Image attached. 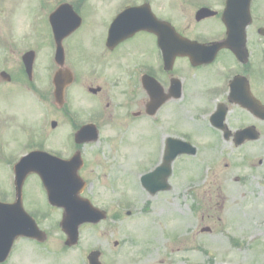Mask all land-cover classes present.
<instances>
[{"label": "rangeland", "instance_id": "1", "mask_svg": "<svg viewBox=\"0 0 264 264\" xmlns=\"http://www.w3.org/2000/svg\"><path fill=\"white\" fill-rule=\"evenodd\" d=\"M60 2L0 0V65L6 64L15 74L22 53L34 43L38 47L32 81L23 74L19 76L20 86L16 82L0 85V194L7 192L2 189L6 190L11 180L10 159L17 161L37 146L61 157L69 155L71 127L93 117L92 112L90 116L86 112V105H96V116L102 112L80 87L79 75L86 69L80 63L75 68L78 83L66 94V108L73 114L74 123L55 111L51 84L54 45L47 17ZM33 13L39 16L36 21L26 16ZM88 28L87 23L84 31L96 27ZM84 31L64 42L66 63L75 59L79 62L83 57L76 54L73 43L78 37L88 39ZM95 31L90 33L91 38ZM80 47L91 50L89 41ZM93 47L98 49L99 45ZM186 106L189 113L185 115L184 139L195 140L203 131L195 126L201 121L191 120L198 106L191 102ZM134 111L117 108V130L114 121L107 122L99 142L81 148L85 161L82 174L89 183L83 197L105 211L107 219L94 228H81L70 263L87 264L86 254L98 249L103 264H264V124L260 126V141L244 153L218 145L215 151L200 147L195 157L179 159L173 165L170 191L150 196L139 179L152 168L147 164L156 152L151 145L158 149L160 139L153 129L149 143L148 124L146 120H133L130 114ZM54 120L57 128L51 130ZM18 139L22 146L15 150ZM158 154L152 158L153 165L158 164ZM34 182L31 179L25 185L24 208L36 211L43 227L56 226L60 211L46 203L42 189ZM205 228L211 232L201 233ZM100 233L105 234L103 242L97 240Z\"/></svg>", "mask_w": 264, "mask_h": 264}, {"label": "flooded vegetation", "instance_id": "2", "mask_svg": "<svg viewBox=\"0 0 264 264\" xmlns=\"http://www.w3.org/2000/svg\"><path fill=\"white\" fill-rule=\"evenodd\" d=\"M228 1L231 9L239 11L246 0H80L82 2L80 5L76 3L77 0H61L57 6L66 3L72 9V11L67 9L63 11V14L69 16L71 25L77 18L81 20L80 27L64 42L71 39L74 34L84 31L87 23L88 29L93 27L97 29L96 31L94 29L97 34L92 38L90 33L94 32L93 29L85 30L84 35L88 39L78 37V40L73 43L76 54L83 56L79 62L75 59L73 63H66L64 48L65 64L74 78L68 90L77 85L80 77V87L85 91L86 97L94 98L102 110L101 114L96 116L94 113L96 105H86L85 110L89 116L92 112L91 121L75 126L73 114L66 108L68 101L66 96L63 110L55 111L57 114L66 115V118L74 123L71 127L72 138L68 139L71 147H76L73 142L74 132L85 123L92 122L97 126L99 138L101 129L107 122L114 121V129L117 130V108H134L135 111L130 114L133 120H146L149 143H151L153 129L158 133L160 139L158 149L150 144L156 151L151 155V163L148 161L152 168L160 164L167 140L170 139L175 141L168 145L170 150L175 152L188 149L185 145L178 143L181 140L193 147L196 154L200 147H203L205 151H215L218 145L228 146L233 152L244 153L243 150H248L247 147L259 142L262 136L260 126L264 124V120H260L246 108L243 109L241 104L232 102V95L237 100H244L245 104L254 105L257 102L264 107V37L258 34L259 29L264 28V14H260L264 0H249L252 22L245 29L246 63L239 62L229 50L219 51L211 64L201 66H193L188 58L178 55L185 47V41L207 46L225 40L227 36L226 28L222 23V14ZM256 2L257 8L254 9ZM201 9H207L212 14L197 21L196 14ZM26 16L30 18V21L32 18L36 21L38 15L33 13ZM116 18L117 44L108 47V30ZM152 23L156 27V33L143 29L128 34L129 26ZM165 24H168L172 31L169 27H164ZM157 34L164 37V46L157 45ZM86 41L91 44L92 51L80 47V44ZM93 44L99 45V48L93 47ZM37 50L38 47L34 43L31 49L22 53L23 56L33 51V66L37 58ZM255 50H258L257 56H254ZM171 54L175 56L172 58ZM79 63L86 69L78 77L75 68L80 65ZM2 65L5 66V71L9 72V67L4 63ZM19 66L15 74L11 73L6 84L12 85L16 82L20 86L19 76L22 77L25 74L22 60ZM3 83L0 82V85ZM4 97L8 99V94ZM187 100L198 106L191 120L201 121L200 126H195L206 131H202L195 140L184 139L185 115L189 113L185 109L186 104L189 103ZM159 103L161 105L157 106ZM97 113L99 114V110ZM222 113L224 126L222 129H217L212 121H218ZM236 123L239 124L235 125ZM251 127L255 129L251 131ZM235 134L241 138L238 144L234 139ZM256 134L258 138L251 139ZM211 135L212 137H209ZM16 142L15 150H18L22 146L21 139ZM86 146L89 145L83 147ZM73 150L75 151V148L72 152ZM157 153H159L158 164L153 165L152 158ZM196 154L181 156L174 161L173 165L183 157L193 158ZM70 155L64 157L68 159ZM172 175L173 171L168 182ZM30 177L38 180L36 176ZM236 180L241 183L239 178ZM170 189L169 184L168 192ZM4 191H7L3 192L4 199L6 202H11V191L9 189ZM32 217L43 234L38 237L39 239H18L7 260L2 264H70L73 248L65 246L66 237L63 230L57 226L43 227L40 215H32ZM104 237L105 234L100 233L97 240L103 242ZM99 252L102 257V252Z\"/></svg>", "mask_w": 264, "mask_h": 264}, {"label": "water", "instance_id": "3", "mask_svg": "<svg viewBox=\"0 0 264 264\" xmlns=\"http://www.w3.org/2000/svg\"><path fill=\"white\" fill-rule=\"evenodd\" d=\"M62 9L57 11V14ZM234 11H230L229 7L224 12V18L223 20L225 23H227L229 26H232L233 24L237 25V21L239 19L238 16L241 15V13H234ZM55 15L51 17V22L53 29L56 30L57 35L59 37L58 39V52L56 54V64L59 67V70L57 71L55 77H54V85H55V100L59 107L63 105V97H64V91L65 88L71 83V76L68 73V71L64 67V57L61 50V40L64 37V33L59 32V26L55 24ZM242 18V17H241ZM54 21V22H53ZM117 26L114 24L111 29V35L113 37L114 35V29ZM154 28V27H152ZM70 30V29H69ZM237 30H234V28L231 27L228 28V36L233 38L236 36ZM262 34H264V30L262 31ZM66 36V35H65ZM163 43V36L159 37V44ZM243 44V41L239 40H233L229 38L224 44L213 46L214 51L220 46L222 47H229L233 48L239 44ZM190 44L187 43L185 46V49L180 52L179 54L182 56H187L190 58V60L194 62H210L211 59H204V52L206 51H198L194 52ZM197 51V50H196ZM212 58V57H211ZM31 61H28L27 64L28 73L31 72ZM236 100V98H233ZM249 108H254L253 106H250ZM222 118L218 123H221ZM76 142L78 144L83 143H89L94 142L97 140V132L92 127H85L80 130L76 134ZM176 156V154H170L167 156V154L164 157V164L158 168L155 172L152 174L145 176L142 178V184L150 193L154 194L158 191L166 190V178L169 175V164L173 160V158ZM26 161L28 164L33 163V168L27 169L25 172H23L20 168L18 171V178L17 183L20 185L25 178V176L30 172L37 173L44 185V188L47 191L49 203L51 205L62 207L65 209L64 213V220L65 222L69 221H76L77 224H82L84 222H97L100 219L104 218V214H100L96 210L92 209L90 206H88L85 202L80 203V199L77 198L78 193L82 190V182L79 179L77 172L81 168V162L79 160V155L75 156L71 161H61L57 158H54L52 156H49L46 153L37 152L30 154L21 164L20 167H23L26 165ZM17 174V172H16ZM24 212L21 208V200L19 196V201L15 205H2L0 204V259L5 255V253L9 250V247L14 240L19 235H30L31 233L26 231V228L21 225V219L24 217ZM10 221H18L19 224L13 225V226H5ZM76 235V234H75ZM91 264H97L96 262H92Z\"/></svg>", "mask_w": 264, "mask_h": 264}]
</instances>
